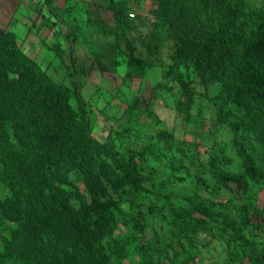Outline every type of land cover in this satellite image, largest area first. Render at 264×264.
I'll use <instances>...</instances> for the list:
<instances>
[{
  "label": "trees",
  "instance_id": "obj_1",
  "mask_svg": "<svg viewBox=\"0 0 264 264\" xmlns=\"http://www.w3.org/2000/svg\"><path fill=\"white\" fill-rule=\"evenodd\" d=\"M154 4L155 18L166 23L179 44L177 64L220 85L217 121L229 129L230 138L212 143L202 171L215 176L232 197L251 200L250 181L224 166L231 162L227 151L235 150L256 181V153L264 151V3ZM90 123L78 91L53 80L24 51L18 35L0 26V223H9L8 235H0V264H115L142 248L138 242L147 212L171 216L167 246L174 251L173 242L194 238L205 218L214 223L215 235L219 230L225 237L233 260L249 242L256 246L246 235L253 231V217L261 216L256 205L200 199L173 208L170 193L156 188L163 182H156L157 150L171 151L167 163L179 174L193 165L195 144L165 130L155 141H100ZM120 226L127 229L126 241H109ZM141 252L145 264H156L144 248Z\"/></svg>",
  "mask_w": 264,
  "mask_h": 264
},
{
  "label": "rangeland",
  "instance_id": "obj_2",
  "mask_svg": "<svg viewBox=\"0 0 264 264\" xmlns=\"http://www.w3.org/2000/svg\"><path fill=\"white\" fill-rule=\"evenodd\" d=\"M154 12V0H22L10 29L53 80L78 91L89 110L91 133L98 140L111 137L118 144L130 139L155 141L158 131L165 130L178 141L195 144L193 165L180 168L179 174L167 163L169 149L157 150L166 158L153 160L159 170L156 182L163 181L156 188L170 193L173 208L211 199L238 205L245 201L249 208L256 205L260 209L261 216L253 217V231L246 233L256 246L249 242L246 252H234L235 260L225 237L219 230L214 234V223L208 218L194 238L173 242L174 255L167 246L172 237L171 216L147 212L146 230L138 242L142 248L130 250L115 264H145L143 248L156 264H253L254 260L264 264V151L259 148L256 153V181L236 151H227L231 162L224 169L250 181L251 200L232 197L215 176L203 173L208 148L217 139L230 138L229 129L217 121L214 103L220 85L201 79L190 66L177 64L179 44ZM8 224L0 223L1 237L8 235ZM127 233L120 226L109 241H126Z\"/></svg>",
  "mask_w": 264,
  "mask_h": 264
},
{
  "label": "crops",
  "instance_id": "obj_3",
  "mask_svg": "<svg viewBox=\"0 0 264 264\" xmlns=\"http://www.w3.org/2000/svg\"><path fill=\"white\" fill-rule=\"evenodd\" d=\"M22 0H0V26L11 27L15 15L19 12Z\"/></svg>",
  "mask_w": 264,
  "mask_h": 264
},
{
  "label": "built area",
  "instance_id": "obj_4",
  "mask_svg": "<svg viewBox=\"0 0 264 264\" xmlns=\"http://www.w3.org/2000/svg\"><path fill=\"white\" fill-rule=\"evenodd\" d=\"M134 16V14H132Z\"/></svg>",
  "mask_w": 264,
  "mask_h": 264
}]
</instances>
